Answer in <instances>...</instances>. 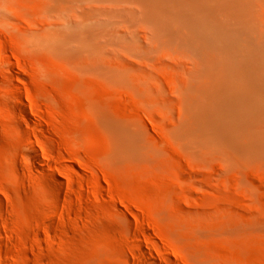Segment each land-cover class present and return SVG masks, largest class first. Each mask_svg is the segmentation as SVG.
Returning <instances> with one entry per match:
<instances>
[{
	"label": "rangeland",
	"instance_id": "1",
	"mask_svg": "<svg viewBox=\"0 0 264 264\" xmlns=\"http://www.w3.org/2000/svg\"><path fill=\"white\" fill-rule=\"evenodd\" d=\"M200 1L217 50L177 0H0V264H264V121L225 114L264 0Z\"/></svg>",
	"mask_w": 264,
	"mask_h": 264
},
{
	"label": "bare ground",
	"instance_id": "2",
	"mask_svg": "<svg viewBox=\"0 0 264 264\" xmlns=\"http://www.w3.org/2000/svg\"><path fill=\"white\" fill-rule=\"evenodd\" d=\"M179 4L183 7H189L194 8V11L203 13L205 20L208 24L199 25L195 27V31L198 32V34L193 35L194 39L198 41H203L204 43H209V45H212L217 50V34H214L213 32L217 31V23L211 22L210 19L212 18V10L211 8H207V4L203 3L200 0H177ZM209 1V0H207ZM215 17V16H214ZM217 19V16L215 17ZM206 28H213L212 31L205 30ZM210 32V33H207ZM225 42V41H224ZM228 48V47H227ZM230 49V46H229ZM231 50V49H230ZM232 52V51H231ZM239 55L242 56V53L239 52ZM246 56H242L240 58L241 62L243 64L247 65L248 58H244ZM243 84L239 85V83H235L234 87L231 88V96H232V102L228 104L225 109H227L231 113H225L227 118H230L233 124L236 125V127H243L250 123H258L264 121V109L260 107L261 102L259 101H251V99L247 96V88L248 86L251 89H254V85L246 84V82H241ZM260 91L262 92L264 96V89L260 88ZM22 107V106H21ZM25 110V108H23ZM215 117V116H214ZM175 252V251H174Z\"/></svg>",
	"mask_w": 264,
	"mask_h": 264
}]
</instances>
